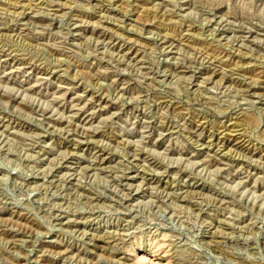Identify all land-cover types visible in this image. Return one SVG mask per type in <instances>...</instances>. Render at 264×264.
Returning a JSON list of instances; mask_svg holds the SVG:
<instances>
[{"label":"rangeland","instance_id":"rangeland-1","mask_svg":"<svg viewBox=\"0 0 264 264\" xmlns=\"http://www.w3.org/2000/svg\"><path fill=\"white\" fill-rule=\"evenodd\" d=\"M0 264H264V0H0Z\"/></svg>","mask_w":264,"mask_h":264}]
</instances>
